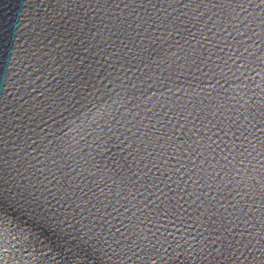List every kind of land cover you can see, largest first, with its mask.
I'll return each mask as SVG.
<instances>
[{"label": "water", "instance_id": "1", "mask_svg": "<svg viewBox=\"0 0 264 264\" xmlns=\"http://www.w3.org/2000/svg\"><path fill=\"white\" fill-rule=\"evenodd\" d=\"M0 264H264V0H0Z\"/></svg>", "mask_w": 264, "mask_h": 264}]
</instances>
